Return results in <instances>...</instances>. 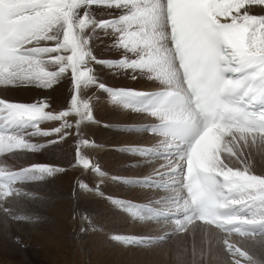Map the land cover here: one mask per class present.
I'll use <instances>...</instances> for the list:
<instances>
[{"label":"rangeland","instance_id":"374dc122","mask_svg":"<svg viewBox=\"0 0 264 264\" xmlns=\"http://www.w3.org/2000/svg\"><path fill=\"white\" fill-rule=\"evenodd\" d=\"M73 1L78 6L84 0ZM95 1L87 8L94 27L82 33L89 41L87 57L76 54L66 34L61 42L51 40L50 25L46 35L28 39L42 56L16 66L19 75L5 88L10 109L22 114L14 105L22 106L27 110L22 117L38 118L40 124L5 139L0 152V174L20 171L23 176L18 184H0V264H264V237L230 239L218 231L151 221L141 211L142 203L158 206L170 197L138 187L147 175L163 176L168 165L135 153L161 139L130 128L156 119L125 108L116 92L122 96L167 86L147 65L142 70L128 63L144 51L138 47L133 54L124 44L132 34L122 23L128 8L94 6ZM228 1H219L222 18L237 21L251 12L264 26V4L239 1L248 9L235 16L225 8ZM41 4L36 8L44 9ZM65 10L56 18H69ZM109 19L120 21L108 25ZM56 29L50 35L60 38ZM4 100L3 108V103L8 106ZM245 139L260 141L262 151L242 147V156L235 158L229 142ZM229 140L214 152L211 166L256 176L263 185L254 189L264 190V139L234 135ZM40 141L48 142L45 149H39Z\"/></svg>","mask_w":264,"mask_h":264},{"label":"bare ground","instance_id":"6f19581e","mask_svg":"<svg viewBox=\"0 0 264 264\" xmlns=\"http://www.w3.org/2000/svg\"><path fill=\"white\" fill-rule=\"evenodd\" d=\"M21 2L22 1H24V0H20ZM40 2H42V4H41V7H43L44 9H46L47 7H45V6H47V5H49V3H47L48 1H46V0H41ZM55 2H63L64 3V5H63V7H64V9H67V14L69 15V18H67V19H61V20H59V21H55V22H52V24H51V26H52V28L50 29V31H49V36H50V39L51 40H53V41H59V42H61V41H63V38L65 37V34H66V36H67V39H68V41H70L71 43H73L74 44V46H73V50L74 51H76V54L78 55V56H81V58H85V57H87L88 55V53H89V41L87 40V38H84L83 36H82V33H84V32H86V31H88L89 29H91L92 27H94V24H95V21H93L92 20V18L88 15V13H87V8L89 7V5L91 4V0H84L83 1V4H80V5H76V3L73 1V0H56ZM132 3H135V2H132ZM132 3H128V4H132ZM217 3H219V0H214L212 3H211V7H212V9H211V7H210V9H211V12L213 13V15L215 16V18L219 21V22H222V23H225V22H243L244 24H245V27H246V33H247V47H248V49L250 50V52L251 53H258V54H260V53H264V32L262 33V31H263V28H264V26H262L259 22H258V18L256 19V17H253V16H251V12L249 13V12H247L246 14H244V15H241V16H243V19H238L237 21H236V19L235 20H233V21H231L232 19H225V18H222L221 16H219L220 15V13H219V11H220V9H219V7L217 6L218 4ZM121 4V3H120ZM227 4H228V7H229V9H230V15L232 14V15H238L236 12L237 11H240L241 9H243L244 11H246L247 9H248V7H240V3H239V0H229L228 2H227ZM226 4V5H227ZM215 6H217V8L215 7ZM36 7V6H35ZM62 7V8H63ZM114 6H110L109 8H113ZM43 9V10H44ZM260 9H262L261 7L259 8H256L255 10H260ZM42 9H35V10H33V11H28L27 13H26V15H24L23 17H20V18H25V17H27L28 15H30L31 13H38V12H40ZM229 13V12H228ZM248 14V15H247ZM74 15H77L78 17H79V19H78V21H74ZM226 15V14H225ZM223 16H224V14H223ZM240 17V16H239ZM116 22H119L120 20H115ZM111 24H113V23H109L108 25H111ZM59 28L60 29V38H53L52 36L54 35H56L57 33H56V31H57V29L56 28ZM99 28V27H98ZM51 31H52V36L50 35V33H51ZM48 36V37H49ZM70 48V47H69ZM67 51V50H66ZM22 62H25V60H21ZM28 61V60H27ZM29 62V61H28ZM37 73V72H36ZM39 73V72H38ZM37 73V74H38ZM35 73L33 72V76H34V78H35V75H34ZM26 78H27V76H26ZM5 80V79H4ZM38 81V80H37ZM7 82L8 83H10V85H12L11 83H13L14 82V80L12 81V79H11V76L7 79ZM24 81H22V83H23ZM5 84V83H4ZM0 85V100H4V98L6 99V89L5 88H7V87H9V86H6V85ZM28 84V83H27ZM22 85V84H21ZM20 86V85H19ZM3 87V88H2ZM17 88V87H16ZM19 88V87H18ZM21 88V87H20ZM3 89H5V90H3ZM159 89H163V88H158L157 90H159ZM18 90V89H17ZM20 90V89H19ZM146 90V89H145ZM150 91H156V90H153V88H152V90H146V91H142V92H139V93H144V92H150ZM63 96V95H62ZM4 97V98H3ZM26 99V98H25ZM28 99V98H27ZM4 101H7V100H4ZM8 102V101H7ZM8 105H10L9 104V102L7 103ZM7 106V105H6ZM21 106V105H20ZM14 107L17 109V111H25V112H27V110H23V107L21 106L20 108L19 107H17L16 105H14ZM0 109H1V112H0V116H4V113H5V111H4V109L3 108H1V106H0ZM132 111H135V110H142V108H140V109H131ZM29 112V111H28ZM18 113V112H17ZM55 117V116H54ZM149 117H155V116H149ZM155 119V118H154ZM4 120V119H3ZM2 120V121H3ZM152 122H154V121H152ZM234 135H240V136H243V137H253V138H255V137H257V138H263L264 139V136H261V135H256V134H239V133H233V134H231V136H234ZM2 137H6V135H1ZM161 137H162V135H161ZM163 138H166V137H164L163 136ZM231 137H229V138H227V139H225L224 141H226V142H229ZM152 139V138H151ZM249 140V139H248ZM248 140H242L241 142H239L238 144H233V143H231V142H229L230 144V146L233 148V154H234V156H235V158H237V157H239V156H242V152H241V148L242 147H244V148H246V149H249V153H252L253 152V150L254 149H252L253 147L255 148V147H257V150L259 151V152H261L262 151V149L261 148H259L260 146H261V144H260V141H249V142H247ZM242 142H244V143H242ZM240 144V145H239ZM150 146H153V145H150ZM98 148V147H97ZM94 149L93 151H95V152H97V150L98 149ZM145 148H147V146L145 147ZM100 151V150H99ZM255 155V154H254ZM255 159V158H254ZM249 160V159H248ZM162 161V160H161ZM163 163L165 162V163H171V162H173V161H168V160H164V161H162ZM263 166V165H262ZM176 167V165L173 167V168H171V169H169L168 170V173L169 174H171L170 173V171H172L173 169H176L175 168ZM217 171V170H216ZM7 173H9V172H7ZM10 173H13V172H10ZM101 179V178H100ZM254 179V178H253ZM264 179V178H263ZM154 190H156V189H154ZM171 190V189H170ZM156 191H159V190H156ZM166 192H168V191H166ZM250 197V196H249ZM257 198V200H258V202H257V204H256V207H255V210L257 209V205H258V209H257V211H260V206H261V204L263 205L264 204V193L261 195V197H256ZM262 202V203H261ZM255 214H257V213H255ZM263 217V216H262ZM157 221H159V220H157ZM160 222V221H159ZM160 223H168V222H160ZM195 224H196V226H195ZM190 227H194V228H198V229H200L201 231H204V232H206L207 234H210V232H213L214 233V231H218L216 228H214V227H212V226H210V225H207V224H202V223H193V224H191L190 225ZM197 233H198V231H197ZM219 233V232H218ZM219 235L221 236L222 234L221 233H219ZM226 235H228V236H230V239H231V237L232 238H235V239H253V240H255L257 237H259L260 238V236H254V237H250V238H246V237H236V236H233V235H230V234H226ZM209 236V235H208ZM222 236H225V235H222ZM227 237V236H226ZM239 247V246H238Z\"/></svg>","mask_w":264,"mask_h":264},{"label":"snow or ice","instance_id":"6c2138e0","mask_svg":"<svg viewBox=\"0 0 264 264\" xmlns=\"http://www.w3.org/2000/svg\"><path fill=\"white\" fill-rule=\"evenodd\" d=\"M184 39H185V37H184V33H183V31H181V32L179 33L178 43L183 44Z\"/></svg>","mask_w":264,"mask_h":264}]
</instances>
